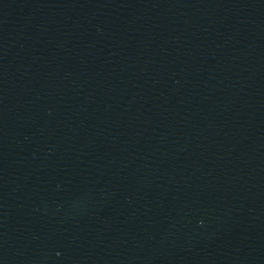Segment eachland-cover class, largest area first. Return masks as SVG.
I'll return each mask as SVG.
<instances>
[{
  "label": "water",
  "instance_id": "obj_1",
  "mask_svg": "<svg viewBox=\"0 0 264 264\" xmlns=\"http://www.w3.org/2000/svg\"><path fill=\"white\" fill-rule=\"evenodd\" d=\"M0 264H264V0H0Z\"/></svg>",
  "mask_w": 264,
  "mask_h": 264
}]
</instances>
